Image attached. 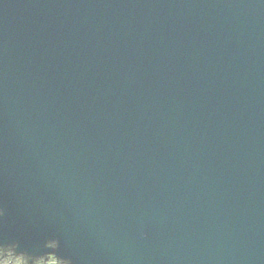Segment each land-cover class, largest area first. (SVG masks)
Masks as SVG:
<instances>
[{"label":"water","instance_id":"obj_1","mask_svg":"<svg viewBox=\"0 0 264 264\" xmlns=\"http://www.w3.org/2000/svg\"><path fill=\"white\" fill-rule=\"evenodd\" d=\"M0 261L264 264V0H0Z\"/></svg>","mask_w":264,"mask_h":264}]
</instances>
